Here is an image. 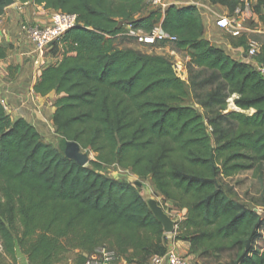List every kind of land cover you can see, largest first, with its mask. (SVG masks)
Segmentation results:
<instances>
[{
	"label": "trees",
	"instance_id": "obj_1",
	"mask_svg": "<svg viewBox=\"0 0 264 264\" xmlns=\"http://www.w3.org/2000/svg\"><path fill=\"white\" fill-rule=\"evenodd\" d=\"M209 1L230 13L240 5ZM35 4L77 16L78 26L53 44L60 60L42 71L34 92L58 97V136L94 152L96 161L80 166L0 104V264H18V248L29 264H62L75 251L84 264L100 248L126 264L165 255L162 225L133 184L104 173L112 166L150 178L157 194L187 211L176 240L189 243L192 255L241 247L242 264H264V253L249 249L264 220L226 189V180L264 167V77L257 69L205 39L195 6L144 16L146 0ZM6 8L0 0V21ZM254 13L264 25V0ZM158 24L193 67L223 82L199 101L205 114L186 104L190 89L169 59L116 44L124 25L150 33ZM229 40L246 53L245 35ZM6 51L0 47V59ZM254 60L264 65V46ZM231 98L241 112L224 115Z\"/></svg>",
	"mask_w": 264,
	"mask_h": 264
},
{
	"label": "rangeland",
	"instance_id": "obj_2",
	"mask_svg": "<svg viewBox=\"0 0 264 264\" xmlns=\"http://www.w3.org/2000/svg\"><path fill=\"white\" fill-rule=\"evenodd\" d=\"M20 2V0H17ZM169 2L168 0H166ZM176 6L177 4H173ZM171 5V6H173ZM178 6H185L188 7L189 3L187 0H183L182 4H179ZM255 6H253L254 8ZM159 11V9L152 4H147V8L145 10L144 16L148 15L151 12ZM215 13H221L222 8H214ZM17 13H14L12 10H10V18H6L5 20H2V28L1 31H3L5 28L6 30L9 28L10 31L13 29L12 26L20 27L22 29L23 23H30L29 20H24L23 18L16 15ZM20 14V13H19ZM2 19V18H1ZM209 17L207 18V20ZM245 26L250 29H255L258 25V18L253 13L252 15H248L245 17ZM124 28L127 30V32L121 36H119L116 39V44L120 48H133L136 49L144 54H150V55H160L164 56L165 58L169 59L173 65L174 68L178 71V75L182 77L191 92L190 98L187 100L186 104L189 106H192L196 108L200 113L205 114V110L198 104L199 101L202 99H206L207 94L211 91H216L220 88L224 87L223 82L219 79L217 73L206 71L203 69H197L191 65V58L189 56L188 52H182L178 51L176 49V45L174 43L172 44H165L163 47H156L151 48L144 45H140L135 38L129 35V27L124 25ZM18 36L14 35L13 33H10L9 37H6L8 39L6 42L8 44H12L11 41H16V39L23 38V46L19 48L9 49L8 56L12 59H14L15 54L19 53H25V41H29L25 36L22 37L19 34ZM222 37H220V40L222 41L223 38H227L226 34H221ZM254 39H257L261 41L264 44V35H254L252 36ZM31 45V47H29ZM32 44L26 46L27 50L31 52L32 50ZM24 49V50H23ZM51 63L50 65H55L60 60L57 54L53 51L50 52L49 56ZM13 76V73H11L10 70H7L6 72H3V74H0V84L2 83H8L11 80V77ZM33 82V79L30 80V83ZM4 86L0 87L3 88ZM18 91H10L8 94L13 97L14 104L7 108V111L9 112V115L13 121H16L18 118H27L32 123L37 121L38 118H42L41 124L38 125V129L40 134L43 136L44 140L48 143L56 147L57 149L64 152L65 150V142L58 136L56 132V128H54V125L51 121V113L54 108V103H56L58 97L53 93L46 99L42 101H32L30 98H28L25 101V98L23 100L25 106L21 104V98ZM25 92V91H24ZM225 93V92H224ZM32 97V95H31ZM233 99L231 98L228 100V109L224 113V115H227L231 112H235V108L233 107ZM251 114L254 113V111L250 112ZM209 119L206 120L207 124H209ZM83 153L87 154L91 161H96V154L90 150H83ZM90 166V163L87 165V167ZM104 173L107 174L110 178L117 179L119 181H126L131 184H133L141 193V195L146 198H153L160 206L165 210V212L169 215V217L177 223V230L178 227L183 221L185 220V216L187 214V211H182L178 208H176L173 203L166 201L162 196L156 193L155 188L153 187L151 183V179L147 180H141L137 176H134L130 170L122 169L118 166H112L110 168L104 169ZM226 189L231 193V195L238 201H240L244 206H246L249 209H252L254 206H262L264 207V167L259 169L256 168L251 171H247L244 173H241L237 176H235L232 179L226 180ZM167 236V246L173 244L174 242L178 243L174 245L175 250L177 253L187 258L189 261V264H242V256L246 253L241 247H236L231 250H222L218 252H206V253H197V254H191L190 252V245L187 242L179 241L177 242V231L173 234H166ZM189 245V246H188ZM173 247V246H172ZM250 254H254V252L258 253H264V226H262L259 229L258 236L254 241H252L250 245ZM109 250V249H108ZM110 251V250H109ZM112 252V251H110ZM114 253V252H113ZM95 254V253H94ZM94 254L90 255L89 257L93 256ZM115 254V253H114ZM80 256V252L75 251L67 254V260L64 261L62 264H80L78 262V257ZM117 257V255L115 254ZM22 259L20 260L21 264H29L27 256L24 255V253L21 254ZM118 264H126L125 261L117 257ZM148 261L146 262V264Z\"/></svg>",
	"mask_w": 264,
	"mask_h": 264
},
{
	"label": "built area",
	"instance_id": "obj_3",
	"mask_svg": "<svg viewBox=\"0 0 264 264\" xmlns=\"http://www.w3.org/2000/svg\"><path fill=\"white\" fill-rule=\"evenodd\" d=\"M239 1L240 5L234 13L228 12L217 18L216 26L230 37L239 38L244 35L247 37L246 59L252 61L253 66L264 77V65L254 60L255 57L261 54L264 44L252 37L254 35H264V25L258 22L255 29H250L245 26L244 22L247 14L252 15L254 13L253 6L256 5V0ZM146 2L162 12L171 6L166 0H146ZM42 10L47 11L43 8ZM49 17L48 25H41L38 22H28L22 25V31L27 35L36 54L34 65L37 71L43 70L52 62L48 56L53 44L59 42L69 30L78 26L76 15L52 10ZM128 33L140 45L153 49L177 41L176 37L163 30L161 24L156 25L150 33L135 30L130 26ZM175 71L178 75V71L176 69ZM178 76L180 77V75ZM180 78L184 80L182 77ZM253 211L261 217V220H264V207L255 206ZM117 260L113 252H110L107 248H100L93 256L88 257L84 264H118ZM148 264H189V261L187 258L180 256L174 247H169L165 255L153 257Z\"/></svg>",
	"mask_w": 264,
	"mask_h": 264
},
{
	"label": "crops",
	"instance_id": "obj_4",
	"mask_svg": "<svg viewBox=\"0 0 264 264\" xmlns=\"http://www.w3.org/2000/svg\"><path fill=\"white\" fill-rule=\"evenodd\" d=\"M168 1L169 2L167 1L166 2L170 5L177 4L176 7L178 8L185 7V6H178L179 4H182L183 0H168ZM187 2L189 3V6L197 7L203 18L204 25L206 28L205 39L210 41L215 47L225 51L234 60L238 62H242V63H250L251 65H253L252 61L246 59L245 50L243 48H234L231 45V42L229 40L230 36H228L223 30L219 29L216 26L217 18L229 12L227 8L220 7V6H213L209 0H198V1L187 0ZM214 8H222L223 12L215 13ZM10 10H12L14 13H17L16 15L21 17V19L23 18L24 20H29L30 22H38L41 25L49 24V18H50L49 14L52 11V10L43 11L42 8L38 7L35 4V0H20V2H18L17 0H14V4L11 6H7L5 10V15L2 17L0 21V47L5 48L7 51H6V58L0 59V74H3V72H6L7 70L11 68L13 69L12 70L13 76L11 77V80L8 83L0 84V87L4 86L0 90V104H2L6 109L10 108L9 105L10 106L15 105L13 97H11L8 94L10 89L15 92L18 91L17 93L19 94L21 98L20 103L23 104V106H25V104H29L26 102L24 104L23 102L24 98H25V101L28 97L32 101L36 100V102L37 101L40 102L47 98V97H41L40 95L34 92V87L40 80L41 73L43 70H45V68L41 71L36 70L35 65H34L36 54L34 52L33 47L31 49L32 50L31 52L26 51L27 50L26 46L30 44V41H25V53L15 54V56H12L14 57V59L8 56L9 49H14V47L19 48L23 46V38L16 39V41L10 40L9 42H12V44H8L6 42L8 40L6 39V37H9L10 33H13L16 36H18L17 34H19L20 36L22 37L25 36L28 39L27 35L22 31L21 26L18 28L15 25V27L12 26L13 29L11 31L9 28L7 30L5 28L3 31H1L2 20H5L6 18L8 19L10 18L11 16ZM208 17L209 19L207 20ZM127 27H130V26H127ZM221 34H226L227 38L226 39L223 38V40L221 41L220 40V37H222ZM29 47H31V45ZM32 79H33V82L30 83V80ZM55 112H56V108L54 105V108L51 113V118H50L52 123H53ZM18 119H21V118H18ZM23 119L28 121L31 125L37 128V130L39 131L37 124L38 125L41 124L42 118H38L37 121L33 123L29 121L27 118H23ZM175 244H178V243L174 242L173 244L169 246L174 247ZM21 254H22V251L20 250V248H18L17 249L18 264H21L20 263V260L22 259Z\"/></svg>",
	"mask_w": 264,
	"mask_h": 264
},
{
	"label": "water",
	"instance_id": "obj_5",
	"mask_svg": "<svg viewBox=\"0 0 264 264\" xmlns=\"http://www.w3.org/2000/svg\"><path fill=\"white\" fill-rule=\"evenodd\" d=\"M7 6L14 4V0H5ZM233 107L236 112H241L233 103ZM81 146L77 142H65L64 154L67 158L76 161L80 166L87 167L91 162L89 156L82 152ZM149 209L156 218V220L162 225L165 234H173L177 231V223L173 221L165 210L160 206L158 201L153 198L145 199Z\"/></svg>",
	"mask_w": 264,
	"mask_h": 264
}]
</instances>
